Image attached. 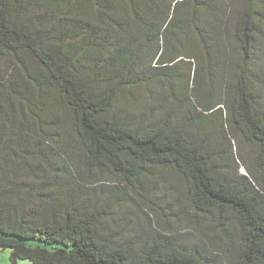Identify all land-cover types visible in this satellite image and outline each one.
<instances>
[{"label":"trees","instance_id":"obj_1","mask_svg":"<svg viewBox=\"0 0 264 264\" xmlns=\"http://www.w3.org/2000/svg\"><path fill=\"white\" fill-rule=\"evenodd\" d=\"M263 46L264 0H0V248L264 264Z\"/></svg>","mask_w":264,"mask_h":264},{"label":"rangeland","instance_id":"obj_2","mask_svg":"<svg viewBox=\"0 0 264 264\" xmlns=\"http://www.w3.org/2000/svg\"><path fill=\"white\" fill-rule=\"evenodd\" d=\"M258 55L264 62V46H263V49L262 48L260 49ZM260 75H261V77L264 80V73L262 71H260ZM262 83L263 84H261L260 81H258V88L263 92L262 97H263V101H264V82H262ZM243 147L246 148V153H248L250 156H254L255 155L254 148H252L250 145L244 143ZM104 184H107V181L104 182ZM94 186H95L94 188H99L100 187L99 185H94ZM106 186L107 187H103L102 189L109 188L108 185H106ZM90 188H93V187H90ZM159 195H160V193H159ZM157 201H159V200H157ZM174 211L177 212V207L174 208ZM134 218H133V222H132L133 225H135V226L138 225L139 227H141V225L144 224V221L141 218V216H135ZM171 218H172L171 223L174 224L175 223L173 221L174 217H171ZM179 232H182V231H179ZM0 263H2V264H32V262L30 260H18L17 262L14 263L11 260V250L10 249H1V248H0Z\"/></svg>","mask_w":264,"mask_h":264}]
</instances>
